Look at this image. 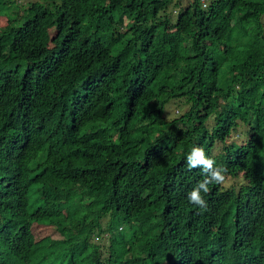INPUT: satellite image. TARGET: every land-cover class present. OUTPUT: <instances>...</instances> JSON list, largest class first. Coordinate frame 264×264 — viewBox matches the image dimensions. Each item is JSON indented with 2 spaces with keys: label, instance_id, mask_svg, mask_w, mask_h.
<instances>
[{
  "label": "trees",
  "instance_id": "16d2710c",
  "mask_svg": "<svg viewBox=\"0 0 264 264\" xmlns=\"http://www.w3.org/2000/svg\"><path fill=\"white\" fill-rule=\"evenodd\" d=\"M19 1L0 0V251L264 264V0ZM194 147L224 170L204 209L188 200ZM35 224L63 239L43 245ZM107 232L103 258L91 241Z\"/></svg>",
  "mask_w": 264,
  "mask_h": 264
},
{
  "label": "clouds",
  "instance_id": "9594fccd",
  "mask_svg": "<svg viewBox=\"0 0 264 264\" xmlns=\"http://www.w3.org/2000/svg\"><path fill=\"white\" fill-rule=\"evenodd\" d=\"M202 1H203V6L206 7L207 6V1L206 0H202ZM186 162H187V166H188L189 169L200 167V168H202V171L205 174L204 179L199 181L196 184V186L193 188V190L190 193H188L189 202L194 204V205H196V206H198L201 209H204V208L207 207V204H206V201L204 200V198L201 195V191H203V193L206 194L209 191L208 185L210 183H217V184L222 183L223 180H224V175H223L224 170L222 168L214 167L215 160H213L210 157H207L205 155L204 149L200 148V147H194L191 150V152L187 155ZM35 225L36 226H43V227H45V229H49L51 232L55 233V236L45 235L44 237L38 238L36 233L33 232L35 237H36V240L38 242H42L43 245H47V242L45 240L46 238H50L52 240H61V239H63V237L61 236L60 232L57 231L56 227L48 226V225H38V224H35ZM34 226H33V228H34ZM104 234H109V232L104 233ZM104 234L103 233H97V235H96L97 238L96 239H99ZM93 238H92V240H93ZM109 239H110V236H109ZM110 241H111V239H110ZM95 245L97 247L98 246L101 247L100 245H97V244H95ZM110 246H111V244H110ZM110 246H109V248H110ZM108 249L105 252H103V249H102V257L103 258L106 257V252L108 251ZM1 252L3 254H6L7 256H9L10 261L12 262V264H21L19 262H22V261L18 260L16 257L12 256L8 252V250H2V251H0V253ZM0 258H1V256H0ZM2 261L4 263L8 264L3 259H2ZM17 261H19V262H17ZM22 263L26 264L24 262H22Z\"/></svg>",
  "mask_w": 264,
  "mask_h": 264
},
{
  "label": "rangeland",
  "instance_id": "374dc122",
  "mask_svg": "<svg viewBox=\"0 0 264 264\" xmlns=\"http://www.w3.org/2000/svg\"><path fill=\"white\" fill-rule=\"evenodd\" d=\"M37 0H20L18 2V5H20L21 7L23 6H27L28 2H34ZM184 2L186 0H183ZM207 5H208V0H207ZM205 7V6H204ZM173 11V18H176L177 15V10H175V8H171L170 12ZM264 21V19H263ZM0 25L1 26H6L7 25V20L6 18H1L0 19ZM186 109H189V107H186ZM186 109H181L178 106H172L170 108V112H171V116L172 118H174L175 116H178V114H182L183 112H185ZM213 124V123H212ZM131 129H133V126H131ZM246 131L245 125L240 123V126L238 127L237 131L235 134H233L231 136V138H229V142L228 144H230L231 142L235 141L237 143H243L244 140L246 139L244 133ZM222 152V146H216V148L214 149V155H218ZM244 180L242 178L239 179H235V178H231L228 177L226 178V180L224 181V184L229 187V186H236V188H239L242 186ZM109 219L106 218L105 220H102V225L106 227L107 223H108ZM33 232L36 233V235L38 236V238L44 237L45 235H50V236H55V233L51 232L49 229H45V227L43 226H34L33 228ZM97 236H95L92 240V242L94 244L100 245L101 248L103 249V252H105L110 244L111 241L109 239V234H104L102 237H100L99 239H96ZM1 258L6 261L8 264H12V262L10 261L9 256H7L6 254H3L2 252L0 253ZM19 262V261H17ZM21 264H23L22 262H19Z\"/></svg>",
  "mask_w": 264,
  "mask_h": 264
}]
</instances>
